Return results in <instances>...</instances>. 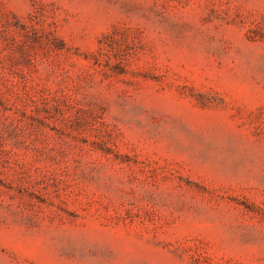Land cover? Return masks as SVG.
<instances>
[{"label": "rangeland", "instance_id": "obj_1", "mask_svg": "<svg viewBox=\"0 0 264 264\" xmlns=\"http://www.w3.org/2000/svg\"><path fill=\"white\" fill-rule=\"evenodd\" d=\"M0 264H264V0H0Z\"/></svg>", "mask_w": 264, "mask_h": 264}]
</instances>
